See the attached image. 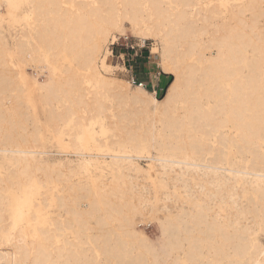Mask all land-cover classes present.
Masks as SVG:
<instances>
[{"label": "bare ground", "instance_id": "1", "mask_svg": "<svg viewBox=\"0 0 264 264\" xmlns=\"http://www.w3.org/2000/svg\"><path fill=\"white\" fill-rule=\"evenodd\" d=\"M31 1V27L18 36L16 52L22 68L29 63L47 74L27 94V74L0 32V152L15 162L0 178V264H164L173 252L177 262L178 250L186 264H264V0ZM123 20L142 42L163 44L161 69L173 79L161 99L101 72L111 71L105 58L126 37ZM33 89L47 123L56 134L66 130L74 148L90 130L84 123L70 131L72 122L81 124L77 111L87 109L95 123L109 107L104 92L116 101L112 109L125 108L110 110L118 122L104 141L125 148L112 155L123 186L75 182L73 160L62 156L81 155L77 148L56 152L54 162L37 160L52 152L40 135ZM228 150L238 151L240 164L227 161ZM143 157L150 160L147 176L135 161ZM46 200L65 217L45 221ZM90 219L99 234L90 233ZM150 220L159 223L161 242L136 229Z\"/></svg>", "mask_w": 264, "mask_h": 264}, {"label": "rangeland", "instance_id": "2", "mask_svg": "<svg viewBox=\"0 0 264 264\" xmlns=\"http://www.w3.org/2000/svg\"><path fill=\"white\" fill-rule=\"evenodd\" d=\"M71 7V6H70ZM33 19V4L31 0H6L3 3L2 7L0 8V32L4 35V39L7 42V48L11 52L16 65L20 71L24 69L27 77L24 78L23 87L25 89L24 93L27 94L29 88H33V83L36 80L37 82H45L46 80V71H39L38 69H34V67L25 65L22 68L18 60V55L16 52V42L21 32L24 30L29 31L30 24L29 21ZM125 26L126 36H128L133 43H138V47L136 48L138 56L134 57L132 55L128 56L127 51L121 49L119 46H113L111 55L106 57V62L110 66V70L108 73L105 69L108 67L101 68L102 74L106 76L116 78L117 80L121 81L123 85L129 81L130 85H128L129 89H135V84L130 82V75L133 74L138 81H143L146 83V90L148 92H153L155 97L161 99L164 97L168 85L173 79L171 74L164 73L161 69V61H162V51H163V44L159 39L150 37L147 38L144 42V46L141 47L142 41L131 34L129 23L127 20H123L122 23ZM129 28V29H128ZM112 39V38H111ZM110 41V40H109ZM109 41L104 45L102 52L105 54L106 47L111 48L109 45ZM153 48H156V52L153 51ZM125 52L122 57L121 53ZM133 52H130L132 54ZM15 55V56H14ZM123 58V59H122ZM129 59V60H128ZM141 59V60H138ZM125 62V65L123 64ZM140 62V64H139ZM139 64V65H138ZM131 68H130V67ZM112 68V69H111ZM38 70V71H37ZM23 76V75H22ZM146 81V82H145ZM88 92L90 96L94 92V87L92 84L88 86ZM101 99L109 105L107 111L105 113H99L98 116L100 118L96 119L95 123H92L90 112L87 109L79 110L75 113V120L76 118H80L81 124L75 125L73 122L70 125L71 132H77L78 128H83V124H88L90 130L87 131V135L80 134L78 137L77 144L75 147L78 151L81 152V155L78 156H71V155H64L62 158L64 159H71L73 160L72 165L76 168V174L72 179L76 182L79 181L81 183H88L90 186L95 189L96 184L98 183H107L108 185L119 184L121 186L124 185V178H123V171L121 164L119 162V158L112 156L121 153L125 150V148L120 147L115 142H104L108 139L114 137V130L115 125H112V122H118L115 113L111 114L110 110L113 112H120L119 110H123L125 108L120 109H112L115 107V100L114 97L110 92H104L100 95ZM30 98V97H29ZM35 105L37 111V120L39 123L40 128V135L43 137L44 145L49 152H52V155H43L37 156V160L43 162L45 160L54 162V158L59 156L56 155V152H72L76 150L73 144L66 143L68 140V134L65 133L66 130L62 133L56 134L46 119H45V103L40 100L38 93L36 90L33 89V94L30 98ZM58 99H54L51 101V104L54 106L60 107L61 103H57ZM125 107V106H124ZM149 112L152 113L154 111V106L152 104H148ZM104 114L106 118L103 119ZM60 126V123H58ZM100 125L103 126V130H100ZM160 126V124H158ZM32 127H29L28 130H31ZM108 138V139H107ZM153 151L152 153H154ZM236 152V150H228L227 154V161L232 165L236 166L240 164V154ZM235 156V158H234ZM237 156V157H236ZM139 166L144 171L145 176L151 174L152 170L150 168V160L146 157L139 158L135 160ZM14 159L13 157L4 152H0V178H6L10 176L12 170L14 169ZM131 175H134L132 172ZM95 180V181H94ZM99 180V181H98ZM146 183H150L151 179H145ZM149 180V181H148ZM64 185L65 182L63 183ZM94 184V185H93ZM42 193H44L45 197H49L48 193L45 192L44 189H41ZM160 193V192H158ZM31 198L36 199L37 201H42L41 196L38 194H31ZM99 211L98 213H100ZM57 213L65 217V210L64 208L59 209L58 206L52 202L46 200L45 204L42 206L40 210V215H42L45 221L47 220V216H51L55 218ZM90 224L93 226L92 231L90 233H97L99 234L98 230H96V223L93 219H90ZM113 225H116L115 222L107 224L106 228L111 229ZM136 229L143 232L146 236L148 242H161L162 241V234L159 223L156 220L144 221L136 225ZM21 230L27 236H31V226L23 222L21 224ZM34 235V234H33ZM69 235V232H67ZM259 240L264 244V235L259 234ZM100 241H96L98 245ZM94 251L99 250V246L97 247L94 243H92ZM95 246V247H94ZM178 256L180 259L175 262L173 257L175 256L176 252H173L172 255L165 259L164 264H186V259L184 257L183 250H178ZM151 255L147 254L146 261H151ZM111 264H115L114 259L110 260Z\"/></svg>", "mask_w": 264, "mask_h": 264}, {"label": "built area", "instance_id": "3", "mask_svg": "<svg viewBox=\"0 0 264 264\" xmlns=\"http://www.w3.org/2000/svg\"><path fill=\"white\" fill-rule=\"evenodd\" d=\"M113 46H119L121 49L127 51L128 56L129 55H132L134 57L138 56V53L136 50V48L138 47V43H133L132 40L128 36L119 37L118 40L116 41V43L112 45V48H113ZM143 46H144V42H142L141 47H143ZM112 51L113 50H111V53H112ZM130 52H133V53L130 54ZM123 54H125V52L121 53V55H123ZM123 64L125 65V62H123ZM129 79H130V82L132 84H140V85H143L145 87L147 86L146 83H144L143 81H138L137 78H135V76L133 74L130 75Z\"/></svg>", "mask_w": 264, "mask_h": 264}, {"label": "crops", "instance_id": "4", "mask_svg": "<svg viewBox=\"0 0 264 264\" xmlns=\"http://www.w3.org/2000/svg\"><path fill=\"white\" fill-rule=\"evenodd\" d=\"M138 60H141V59H138ZM139 64H140V62H139ZM139 64H138V65H139ZM145 82H146V81H145ZM146 83H147V82H146Z\"/></svg>", "mask_w": 264, "mask_h": 264}]
</instances>
